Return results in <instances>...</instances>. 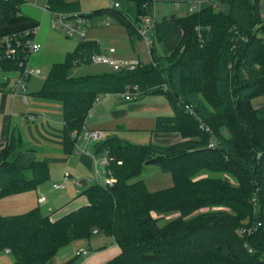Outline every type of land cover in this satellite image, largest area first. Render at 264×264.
Instances as JSON below:
<instances>
[{
  "label": "trees",
  "instance_id": "16d2710c",
  "mask_svg": "<svg viewBox=\"0 0 264 264\" xmlns=\"http://www.w3.org/2000/svg\"><path fill=\"white\" fill-rule=\"evenodd\" d=\"M79 1L46 0L45 6L93 23L111 18L129 36H139L140 17L150 16L158 2L114 0L119 7L82 13ZM258 1L210 0L182 17L154 19L151 61L130 71L73 76L74 68L89 65L91 55L101 52L93 40L79 42L50 67L33 94L60 104L66 155L74 152L97 97L124 93L127 86L164 94L172 115L159 116L155 131L178 133L181 140L137 144L113 135L95 143V156L111 158L112 185L88 186L81 192L87 203L55 220L39 207L0 214V250L8 248L14 264H48L62 248L95 235L112 238L120 250L104 264H264V107L252 103L264 96V20ZM23 3L0 0L5 73L23 72L38 27L21 13ZM127 4L137 13L136 23L121 8ZM218 5L221 9H215ZM174 29L182 31L174 54H155L156 42ZM9 47L15 53L8 57ZM20 144L12 132L0 149V199L35 190L49 178L45 161L18 164ZM147 165L168 173L172 185L150 191L144 180H135Z\"/></svg>",
  "mask_w": 264,
  "mask_h": 264
},
{
  "label": "crops",
  "instance_id": "0c3cea01",
  "mask_svg": "<svg viewBox=\"0 0 264 264\" xmlns=\"http://www.w3.org/2000/svg\"><path fill=\"white\" fill-rule=\"evenodd\" d=\"M113 1L111 0V4ZM259 9L260 5L258 3V14ZM20 11L38 22L33 41L40 44V49L32 53L34 55L31 59L32 66L28 64L31 58L30 53L26 63L27 68H35V70H40L41 68L50 69L54 63L62 62L68 53L75 50L79 42L75 39L66 38L62 33L52 29L50 24V11L47 10L46 6L42 9L40 6H32L29 2H25L22 4ZM45 13L49 14L46 15ZM259 17L261 18L260 15ZM103 21L105 20L87 23L86 28L88 34L91 31L97 32V34L95 33L88 40L96 39L95 36L98 35H105L103 30L109 27L110 23L109 19L107 21L108 25L103 24ZM173 31L168 35L171 36ZM176 32L174 31V35L169 39L170 43L174 42L171 45L172 48L178 44L181 38V31L178 29ZM167 36L162 42L167 40ZM261 37L264 40V32ZM95 41L99 44L101 53L109 54V48L101 46L99 40ZM112 55L123 58L118 54L116 48L115 53ZM80 72L82 73V71ZM19 75L13 76L1 71L0 149L7 143L12 132L14 135H17L21 143L20 153L17 157L18 164L22 167H27L33 160L47 162L50 179L53 184L64 185L63 188L54 189L65 190L62 194L66 201L62 199L57 200L55 197L53 202L57 203L56 205H58V202H63L62 205L70 203L68 200L81 196V192L90 186V184H86L90 180L88 177L92 175L93 179H98L100 175L99 167L103 168L92 156L78 151L76 146L94 155L93 146L97 142L85 143L78 141L76 142L74 152L71 155H66L62 146L63 122L60 104L56 101L43 99L33 94L42 87L43 83L39 85L37 82H33L34 85H32L30 84V79L31 77H41V73L38 76H31L24 81L25 83L23 84L25 85L23 88H19L16 85ZM252 103L256 108L264 107V96L255 98ZM169 115H172V109L164 94L136 95L135 98L130 100H126L119 93L104 94L97 97L92 109L87 114L84 127L86 129L102 131L106 137L116 135L122 139L137 142H144L149 139L151 143L170 145L181 140V136L178 133L155 131L157 118L159 116ZM50 161L56 162L55 167L49 165ZM52 167L56 171L55 174L51 171L53 170ZM66 174H68V177H65ZM61 180L63 183H60ZM44 190V187L40 185L35 190L1 198L0 214L8 215L15 211H21L19 213H23L34 207L40 208L47 201V197L43 194ZM41 195L45 196L43 202L39 201ZM77 200V205H79L77 208L87 203L86 199L78 198ZM46 215H50V218L55 220L65 214L51 216V213H47ZM87 256L88 254L84 258Z\"/></svg>",
  "mask_w": 264,
  "mask_h": 264
},
{
  "label": "rangeland",
  "instance_id": "374dc122",
  "mask_svg": "<svg viewBox=\"0 0 264 264\" xmlns=\"http://www.w3.org/2000/svg\"><path fill=\"white\" fill-rule=\"evenodd\" d=\"M157 1L158 2H155V1L153 2L154 5H153V11L150 15V22L147 24V22L145 20V16H141L140 22L138 23L139 24L138 27L146 28V32L144 34H146L149 38L151 37L150 34L152 33V27L150 29L149 26L154 25L155 20L160 21L162 18H168L171 15H175L177 17H182L187 13L188 5H190V4L194 5L195 2L201 1L200 7H203L204 4L210 0H157ZM259 1H258L259 5H260L259 15L261 16V19L264 20V0H259ZM25 2L26 3L29 2V4L32 6H34V5L40 6V7H42V9H43V7H45V4H46V0H24V3ZM79 5H80V12L88 13L91 10H94L97 8L110 7L111 0H80ZM121 8L123 11L127 12V16L130 18V20L133 21L134 23H136V20H137L136 14L137 13H136L135 9L133 8L132 4H129V5L127 4V7H125V8L123 6H121ZM215 9H221V7L218 5V6H215ZM47 14H49V13H47ZM147 17L149 18V16H147ZM108 19L109 18H104L105 21H108ZM101 20H103V19H101ZM101 20H99V21H101ZM152 20H154V21H152ZM109 23H110V26L106 27V29L103 30V33L105 35L95 36L96 39H91V40H94V41L99 40L101 43V46L109 48L108 51L110 49H113L114 52L112 54L115 53V48H116L118 54H120L123 58L136 59V60L140 61L141 64H146V63H149L151 61V58H152L151 49L149 50L147 48L146 38H145V36H142L140 31H138V34L140 37L137 34L129 36L127 34V32L125 31V29L123 30L122 25H120L116 20H113L110 18ZM96 25H98V24H96ZM49 26H50V24H49ZM98 30H100V29H98ZM174 31L176 32V31H178V29H176ZM174 31H173V33H174ZM95 33L97 34V32H95V31H91L89 34L87 32V37H86L87 39L86 40H88V38L92 37V35H94ZM173 33H172V35H174ZM171 36L168 35L167 40L164 42H162V41L156 42L155 54L160 55L161 57L165 56L164 53L170 54V55L174 54L173 51L177 45H175L174 48L171 47V45L174 43V42L173 43L169 42L170 41L169 39ZM181 36H182V31H181ZM151 41H152V39H151ZM33 57H34V55L31 53V58H30V61L28 63L29 66H32L31 59ZM90 64L91 65L81 64V65L77 66L76 68H78V67L79 68L78 69L74 68L72 70V75L73 76H79L81 74L84 75V73H86V74L100 73V72L112 69V68H110L104 64H97V63L95 64L92 62ZM137 66H135V68ZM24 69H25V67H24ZM28 69H30V68H28ZM33 69L35 70V68H33ZM123 70H125V69H123ZM39 71L41 73V77L28 76L26 78V79H28L29 77H31V79H30L31 83L30 84L34 85L33 82H37V84H39V85L42 84L44 81V78L47 75V72L49 71V68L48 69L47 68H45V69L41 68ZM80 71H82V73ZM6 74L16 76L18 73L16 74V72H10V73H6ZM0 75H1V71H0ZM136 87H137V95H148V94H145L144 92L140 91V89L138 88L137 85H136ZM127 90L129 91L130 94H133V90L131 88L128 89L126 87V91ZM119 94H123V93H119ZM157 94L159 95V93H157ZM130 142L137 143V144H148V143H150L149 139H147V141H144V142H141V141H138V142L137 141H130ZM110 161H111V158L109 157L108 163H106L105 168L99 167L100 175H99L98 179H95V178L93 179V176L91 175L88 177L90 180L87 181L86 184L87 185H89V184L91 185V184H95V183L103 184L104 179L106 177L109 178L110 180L113 179L114 180L113 183H114L116 179H114V177L112 176V173L109 170ZM55 164H56V162H54V161H50V163H49L50 166H54ZM54 167H52L53 170H51L53 172V174L56 173ZM206 174H208V173H206ZM208 175H211V174L209 173ZM201 176H205V175H201ZM137 179L144 180L150 191H154V190H158V189H162V188H167V187L172 185L170 175L168 173L162 172L159 168L152 166V165L145 166L141 175L139 177H137L135 180H137ZM60 183H63V181L61 180ZM54 184H53L52 180L50 179V175H49V178L44 183L41 184V186L44 187V189H45L43 194L47 197L46 203L40 207L41 208L40 210L43 214L51 213V216H59V215L67 214V213H69V211L74 210L75 208H77V206H79V205H77V201H78L77 199L78 198L86 199L84 195H81V196H77L75 199L68 200V202H70V203H66V204L62 205L63 202H58V205H56L57 203H54L53 200L55 199V197L57 200H60V199L65 200L63 197V194H62V192L65 190L54 189ZM67 186H69V185H67ZM81 188H84V187H81ZM44 195H41V196H44ZM210 209H214V208H210ZM204 210H207V208H203L199 211H204ZM19 212H21V211H15L14 213H11V214H18ZM177 215H178L177 213L166 215V216H164V219L161 221V223H163L167 220L173 219ZM82 248L88 251V256L86 258H84L86 255L85 256L77 255V252ZM119 251L120 250H119L118 246L114 243L112 238L102 236V235H95L93 238L90 239V242L84 241V240L74 241L71 244H69L68 246L62 248L59 252H57L55 257L51 261L48 262V264H66V263L73 262V261H75L76 264H104L105 262L112 260L117 254H119ZM103 260L105 261L104 263H103ZM0 264H14L13 257L10 254L1 255L0 256Z\"/></svg>",
  "mask_w": 264,
  "mask_h": 264
},
{
  "label": "built area",
  "instance_id": "2783aa9c",
  "mask_svg": "<svg viewBox=\"0 0 264 264\" xmlns=\"http://www.w3.org/2000/svg\"><path fill=\"white\" fill-rule=\"evenodd\" d=\"M200 5H201V1H197L194 3V5L190 4L188 5V12H194L200 9ZM111 6L113 7H118L119 4L118 2H112ZM145 20L147 22V24L150 22V16L149 18L147 16H145ZM154 21V20H152ZM89 21L86 20L83 17H80L76 14H68V13H61V12H50V24L52 29L62 33L66 38L69 39H75L78 42H82L86 40L87 37V28L86 25ZM105 25H108L107 21H103L102 22ZM155 23V21H154ZM151 27H153V25L149 26V28L151 29ZM138 31H140V33L142 34V36H145L146 38V46L147 48L150 50L151 47L153 46V42L151 41V37L149 38L146 34H144L146 32V28H141L138 27ZM40 49V44L31 41L29 43V53H33V52H37ZM114 52L113 49L109 50V54H103V53H95L93 55H91L90 57V61L92 63H97V64H104L109 66L110 68H112L115 71H120V70H133L135 68V66L139 65V61L137 60H133V59H124V58H118L112 55V53ZM15 53V49L12 47H9L7 50V55L12 56ZM39 70H34V69H28L25 66V69L23 70V72L19 75L16 85L19 88H23L24 87V81L27 80L26 78L28 76H38ZM128 89H132L133 90V94H130L129 91L127 90L126 92H124L122 95L126 100H130L132 98H135L137 95V87L136 86H127ZM25 99V97H24ZM187 111L192 112L191 108L189 106L185 107ZM208 130V129H206ZM106 138L104 132L102 131H97V130H92V129H86L84 127V129L81 131V133L79 134V136H77L78 141H82V142H99L102 141ZM212 146V144H210V147ZM76 149L80 152H84L87 155L92 156V158H94L96 160V162L100 163L104 168L106 166V163H108V159L109 157L107 156V154H103L99 157H96L95 155H93V153H89L86 150H83L81 147L76 146ZM65 177H68V174L65 175ZM113 179H109V178H105L103 184L105 185H111L113 183ZM64 185H54V188L58 189V188H63ZM45 200L44 196H40L39 201L43 202ZM243 232V230L241 231ZM94 233H96V230H94ZM10 254V250L8 248L2 249L0 250V256L1 255H7ZM88 254V251L85 249H80L77 252V255L79 256H85Z\"/></svg>",
  "mask_w": 264,
  "mask_h": 264
}]
</instances>
